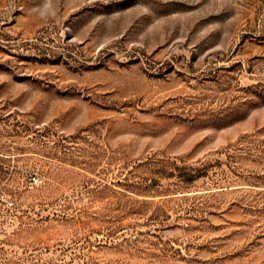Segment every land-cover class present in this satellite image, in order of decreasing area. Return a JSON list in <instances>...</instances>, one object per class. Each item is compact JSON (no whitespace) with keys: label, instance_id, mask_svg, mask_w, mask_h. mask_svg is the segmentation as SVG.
Wrapping results in <instances>:
<instances>
[{"label":"rangeland","instance_id":"obj_1","mask_svg":"<svg viewBox=\"0 0 264 264\" xmlns=\"http://www.w3.org/2000/svg\"><path fill=\"white\" fill-rule=\"evenodd\" d=\"M0 189V264H264V0H0Z\"/></svg>","mask_w":264,"mask_h":264},{"label":"built area","instance_id":"obj_2","mask_svg":"<svg viewBox=\"0 0 264 264\" xmlns=\"http://www.w3.org/2000/svg\"><path fill=\"white\" fill-rule=\"evenodd\" d=\"M41 182L39 176H32L31 183L33 186H38ZM14 208V202L11 198L0 189V219L10 213Z\"/></svg>","mask_w":264,"mask_h":264}]
</instances>
